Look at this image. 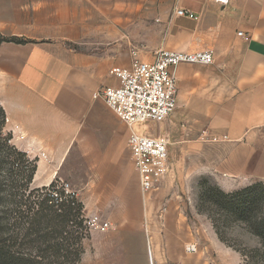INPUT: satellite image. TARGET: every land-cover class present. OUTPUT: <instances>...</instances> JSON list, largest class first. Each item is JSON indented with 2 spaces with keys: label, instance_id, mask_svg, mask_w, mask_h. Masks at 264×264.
Returning <instances> with one entry per match:
<instances>
[{
  "label": "crops",
  "instance_id": "0c3cea01",
  "mask_svg": "<svg viewBox=\"0 0 264 264\" xmlns=\"http://www.w3.org/2000/svg\"><path fill=\"white\" fill-rule=\"evenodd\" d=\"M150 2L146 17L133 23L122 17L116 21L115 7L105 12L111 20L99 30L114 38L106 47L80 51L64 44V38L80 37L72 28L86 15L77 13L61 19L60 26L15 32L33 41L2 43L0 104L7 127L13 143L37 159L35 187L61 175L68 155L76 156L72 168L102 174L94 190L104 193L96 192L94 208L86 216L96 214L100 206L118 212L107 217L113 223L110 229L92 230L83 263L86 256V264H242L243 255L219 238L208 216L187 214L184 201L128 200L126 174L128 167L135 168L130 129L98 93L118 84L111 70L130 67L133 50L145 60L153 59L160 48L213 50L212 78L189 64L177 68V107L215 135L191 142L199 147V173L213 176L225 191L264 181V0H231L228 6L211 0H171L174 10L167 17L159 16L158 0ZM121 8L119 4V13ZM178 9L189 15H179ZM130 29L165 33L157 40L140 36L147 50L129 49L125 30ZM164 134L171 140V153L174 137ZM191 143L183 144L185 155Z\"/></svg>",
  "mask_w": 264,
  "mask_h": 264
},
{
  "label": "rangeland",
  "instance_id": "374dc122",
  "mask_svg": "<svg viewBox=\"0 0 264 264\" xmlns=\"http://www.w3.org/2000/svg\"><path fill=\"white\" fill-rule=\"evenodd\" d=\"M150 1L151 0H0V39L3 37L17 36L28 42L33 41V38L25 35H16L15 32H28L31 29L34 30L49 27L51 28V26H60L62 24L61 19L72 18L73 15L77 13L80 17L81 15H86L85 21L74 23L75 25H73L72 28V33L80 35V37L76 40L64 38L62 39L64 44L69 48L80 51H85L94 47H106L109 43L114 41V38L107 36L105 30H99V27H101L104 21L111 20L105 12H108L112 7H115V12L112 16L116 18V21H118L119 17H122L127 18L128 22L133 23L135 20L146 17L144 10L148 9L149 4L151 3ZM170 1L171 0H158L157 7L159 9L160 17L171 16L174 9H171L170 11ZM119 4L123 5V8L125 7V10H123V8L120 9L121 13L118 12ZM137 6H139V8L136 10ZM129 8H131V10H129ZM140 10H142V13L138 12ZM125 32L128 36L126 41L128 42L129 49L137 46L147 50V46L145 45L146 41L140 40V36L150 38L154 37V39L157 40V38L161 37L165 33V30L130 29L125 30ZM214 64L215 60L209 65H189L195 66L196 70L203 73L205 76L212 78V74L215 71L213 68ZM98 102H101V100ZM181 110V106L177 107L173 115L167 120L166 124L164 125V123H161L159 130L157 131V134L169 132L171 136L174 137L171 148L172 152L170 153L171 168L168 175L165 177L166 179L164 178L156 183L155 188L147 195H144L141 192L139 174L135 168H132V166L128 167L125 180L128 194L131 195L128 200L131 198L137 199L140 203L146 197L157 201H162L167 198L180 199L185 203L184 211L187 214L192 215L199 213L198 203L201 181L203 179H208L212 183H216V181L211 175L199 173V147L197 143L195 144L191 142H195L193 140H197L199 137L203 139L214 138L215 135L213 133H206V130L209 127H200L198 125L199 121L197 118H188L186 115L181 113ZM135 130L143 133H149L154 129L152 122L145 121L138 123L135 126ZM4 131L7 134H12L7 127V120L4 126ZM188 142L191 143V146L187 147V152L189 153H186L185 155L183 152V144ZM11 144L15 145L12 140ZM30 158L36 159L32 157ZM72 158L76 159V156L68 155L62 168L61 175L57 178L60 180V185H64L67 190L74 191L78 194L79 198L86 205L85 212L90 214L91 209L94 208L93 197L96 192L99 194L104 193V191L101 190H94L95 182L101 180L102 174L95 172L88 173L86 172L88 168L85 167L72 168ZM90 182V186H87ZM31 187L34 188L35 186L31 185ZM106 207L107 206L96 207V214H99L104 219H107L109 214L118 212L114 210L106 211ZM114 208L117 209L118 207ZM111 225L113 226L112 222ZM92 230L98 229L90 227V235ZM226 231L227 232L224 235L227 238L228 243L238 249L248 252L261 247L259 238L248 232L240 224H235ZM89 238L90 237L84 240V253H86V251L90 248L89 246L91 245V242ZM116 251L117 252L115 253L118 254L117 249ZM84 253L82 254L80 264H86L88 261L85 256V261L83 263ZM242 264H264V262L255 258L252 251H250L248 252V256H243Z\"/></svg>",
  "mask_w": 264,
  "mask_h": 264
},
{
  "label": "trees",
  "instance_id": "16d2710c",
  "mask_svg": "<svg viewBox=\"0 0 264 264\" xmlns=\"http://www.w3.org/2000/svg\"><path fill=\"white\" fill-rule=\"evenodd\" d=\"M28 41L3 37L0 44ZM7 115L0 104V264H80L84 240L90 237L85 204L55 178L32 188L37 160L11 144L5 133ZM199 213L213 223L219 238L244 257L264 262V181L225 191L217 183H200ZM242 225L259 238L261 247L243 251L228 243L226 230Z\"/></svg>",
  "mask_w": 264,
  "mask_h": 264
},
{
  "label": "built area",
  "instance_id": "2783aa9c",
  "mask_svg": "<svg viewBox=\"0 0 264 264\" xmlns=\"http://www.w3.org/2000/svg\"><path fill=\"white\" fill-rule=\"evenodd\" d=\"M228 6L231 0H211ZM179 15L189 12L178 9ZM243 35V32H239ZM130 67H114L111 74L118 84L106 86L98 93L108 107L124 121L130 129L128 139L135 169L139 174L141 192L147 195L156 183L164 179L171 168L168 135L157 134L161 123H165L175 112L179 98L177 68L183 64H212L213 50L184 51L160 48L153 59L145 60L133 50ZM150 121L153 131L143 133L135 130L138 123ZM87 225L100 231L111 228V222L99 214L87 219ZM192 250H195L193 247Z\"/></svg>",
  "mask_w": 264,
  "mask_h": 264
}]
</instances>
